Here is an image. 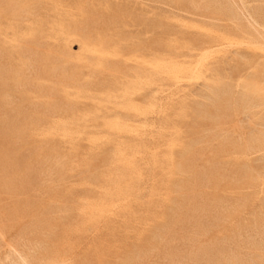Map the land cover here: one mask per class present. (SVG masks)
<instances>
[{"label":"rangeland","instance_id":"374dc122","mask_svg":"<svg viewBox=\"0 0 264 264\" xmlns=\"http://www.w3.org/2000/svg\"><path fill=\"white\" fill-rule=\"evenodd\" d=\"M0 264H264V0H0Z\"/></svg>","mask_w":264,"mask_h":264},{"label":"bare ground","instance_id":"6f19581e","mask_svg":"<svg viewBox=\"0 0 264 264\" xmlns=\"http://www.w3.org/2000/svg\"><path fill=\"white\" fill-rule=\"evenodd\" d=\"M255 21V23H258L259 25H260V23L257 21V20H254ZM208 46H210V45H208ZM251 121V120H250ZM254 125V124H253ZM2 263V262H1Z\"/></svg>","mask_w":264,"mask_h":264}]
</instances>
